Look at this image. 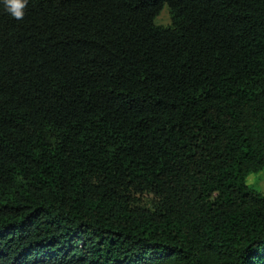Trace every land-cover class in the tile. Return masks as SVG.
Segmentation results:
<instances>
[{"label":"trees","instance_id":"trees-1","mask_svg":"<svg viewBox=\"0 0 264 264\" xmlns=\"http://www.w3.org/2000/svg\"><path fill=\"white\" fill-rule=\"evenodd\" d=\"M262 168L264 0L0 4V264H264Z\"/></svg>","mask_w":264,"mask_h":264},{"label":"clouds","instance_id":"clouds-1","mask_svg":"<svg viewBox=\"0 0 264 264\" xmlns=\"http://www.w3.org/2000/svg\"><path fill=\"white\" fill-rule=\"evenodd\" d=\"M4 11L13 19L20 21L26 15L29 0H0ZM244 185L252 192L264 195V168L249 169L244 176Z\"/></svg>","mask_w":264,"mask_h":264},{"label":"rangeland","instance_id":"rangeland-1","mask_svg":"<svg viewBox=\"0 0 264 264\" xmlns=\"http://www.w3.org/2000/svg\"><path fill=\"white\" fill-rule=\"evenodd\" d=\"M156 23L161 25H168L170 23V17L166 6H164L156 18ZM156 202V197L152 194H143L140 196V203L147 206L153 207Z\"/></svg>","mask_w":264,"mask_h":264}]
</instances>
